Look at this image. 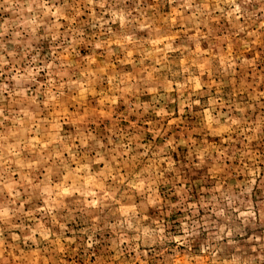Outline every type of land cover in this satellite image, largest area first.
Returning <instances> with one entry per match:
<instances>
[{
    "label": "rangeland",
    "instance_id": "374dc122",
    "mask_svg": "<svg viewBox=\"0 0 264 264\" xmlns=\"http://www.w3.org/2000/svg\"><path fill=\"white\" fill-rule=\"evenodd\" d=\"M0 264H264V0H0Z\"/></svg>",
    "mask_w": 264,
    "mask_h": 264
}]
</instances>
